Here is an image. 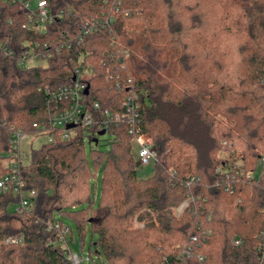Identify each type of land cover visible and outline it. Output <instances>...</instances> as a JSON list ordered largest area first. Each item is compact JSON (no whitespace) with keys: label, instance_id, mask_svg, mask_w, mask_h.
<instances>
[{"label":"trees","instance_id":"16d2710c","mask_svg":"<svg viewBox=\"0 0 264 264\" xmlns=\"http://www.w3.org/2000/svg\"><path fill=\"white\" fill-rule=\"evenodd\" d=\"M50 3L70 12L38 33L25 26L21 4L0 0V43L8 49L0 46V159L10 127L35 133L33 123L47 125L54 100L46 90L71 84L75 69L89 66L88 103L116 112L129 86L138 93L137 134L149 136L155 160L146 176L124 123L109 128L107 152L91 151L92 166L80 134L69 140L55 134L32 147L21 173L36 190L34 208L16 213L6 210L15 198L1 200L0 264H72L55 243L58 233L46 227L54 211L82 203L88 207L69 214L80 236L90 223L95 252L108 264H264L256 248L264 172L223 181L215 171L223 141L241 148L245 171L264 167L257 165L264 156V0ZM109 17L78 41L85 22ZM25 41L51 52L44 64L20 63ZM119 49L128 52L124 68L113 58ZM98 169L92 209L90 179ZM188 197L176 216L172 207ZM134 218L143 225L134 226ZM19 234L24 244L2 243Z\"/></svg>","mask_w":264,"mask_h":264},{"label":"built area","instance_id":"2783aa9c","mask_svg":"<svg viewBox=\"0 0 264 264\" xmlns=\"http://www.w3.org/2000/svg\"><path fill=\"white\" fill-rule=\"evenodd\" d=\"M9 1L11 3H19L23 6L27 12L25 26L38 33L44 32L47 24H51L56 19L63 18L66 13L70 12V9L52 10L50 0ZM123 12L129 13L128 10H123ZM112 20V17L105 20L104 18H94L93 20L85 22L78 41H82L83 36L95 32L101 23L102 26H105L109 22H112ZM0 46L5 52L8 51L6 44L0 43ZM23 47L24 52L20 61L23 66H29V61H44L51 55V52L48 50L40 51L39 43L37 42L25 41ZM113 58L124 68V60L128 58V52L119 49ZM79 61L81 62V59ZM74 73V79L71 84L54 91L46 90L54 100V106L50 112L47 125L33 123L32 127L36 129L35 133H27L23 129L10 127L9 150L4 152L0 159V206L3 198H15V200L7 203L6 210L8 211L24 213L26 215L33 211L36 190L26 186L21 168L29 162L30 150L32 148L33 138L35 137L45 136V142H53L55 134L61 140H69L80 134L82 142L84 143L85 133L102 136L99 135L100 131L103 130L104 134H106L112 125L115 126L124 123L128 127V133L132 135L131 144L132 148L136 150L137 164L139 167L143 168L155 160V151L151 142L145 141V134H137L140 120L139 105L136 102L138 93L133 92L129 86L128 93L122 103L123 109L121 111L111 112L108 109L101 108L100 104L96 101L91 103L87 102L86 96L89 94V91L85 94L84 90L87 86L85 79L91 74L90 67L84 66L83 69L77 68ZM25 142L29 143V153L23 148ZM222 148L227 153V157H225L226 155L219 157L220 163L217 165L215 171L221 176L223 181H227L236 176L240 177L244 174L249 179H258L260 174L264 172V167H262L258 174L252 170L245 171L244 155L241 150L233 148L226 141L222 142ZM263 162L264 156H260L257 165L262 166ZM193 181L194 178L191 177L188 184ZM228 186L229 184L226 185V188ZM190 200H192V197H188L186 201L182 202L183 204L181 203L176 210V216L179 217L181 215ZM46 230H55L58 233L55 243L66 249L67 258L72 264H85L86 261L91 259L88 254L84 255L71 251L68 248L65 234L69 229L60 221L53 218L52 222L47 225ZM258 239L259 242L256 248L261 253V259L264 260V229L259 233ZM2 243L21 245L24 244V236L22 234L8 236ZM239 243V240H234V244ZM199 259H202V257H199Z\"/></svg>","mask_w":264,"mask_h":264},{"label":"rangeland","instance_id":"374dc122","mask_svg":"<svg viewBox=\"0 0 264 264\" xmlns=\"http://www.w3.org/2000/svg\"><path fill=\"white\" fill-rule=\"evenodd\" d=\"M45 61H29L30 65L34 64H44ZM32 139V137H31ZM94 139H97V143L93 141ZM112 139V136L109 133H106L102 136H98L96 134L90 135L89 133H85V140H84V152L85 155L89 161V164L92 166V156L91 151L97 150L101 152H107L109 150V142ZM145 141H150V138L148 135H145L144 137ZM46 138L45 136H38L33 138L32 147L36 148L41 143L45 142ZM28 142H25L23 144V148L27 153L28 150H30V147L28 145ZM237 150H241V148H236ZM136 153V150L133 149ZM227 151V150H226ZM223 151V148H221L219 152V157L221 155H226L227 153ZM139 166V165H138ZM141 168V167H140ZM143 171L145 172L146 176L151 175L152 173V163L149 165L143 167ZM101 176H102V170L98 169L97 172L91 177L90 179V199L92 201V209H96L99 202V195H100V182H101ZM253 193L250 194L252 197ZM187 200V199H186ZM184 200V201H186ZM183 201V202H184ZM183 204V203H182ZM181 205V204H180ZM179 205V206H180ZM172 207V210H174L176 214V210L179 208ZM88 207L87 203H82L79 205H76L74 207L65 208L63 209L64 212L54 211L52 214V217L60 221L64 226L68 227L69 231L65 234V239L68 244V248L71 251L82 253L84 255H90L91 259L89 261H86L85 264H108L102 253L97 250V253L95 252V247L92 245L93 242L96 240V235L92 233L90 223L86 222L82 231V236H80L78 227L76 225V222L74 218L69 214L70 212H78L81 210H84ZM186 208V207H185ZM184 210V209H183ZM183 212V211H182ZM134 226L141 227L143 225L142 222L136 221L134 218L133 220ZM82 240V241H81ZM84 264V263H83Z\"/></svg>","mask_w":264,"mask_h":264},{"label":"water","instance_id":"95a60500","mask_svg":"<svg viewBox=\"0 0 264 264\" xmlns=\"http://www.w3.org/2000/svg\"><path fill=\"white\" fill-rule=\"evenodd\" d=\"M73 79H74V78H73ZM84 93H85V94L88 93V85L86 86V88H85V90H84ZM68 127H70V126H68ZM103 134H104V131H103V130L99 132V135H103ZM93 141L96 142L97 139H94Z\"/></svg>","mask_w":264,"mask_h":264}]
</instances>
